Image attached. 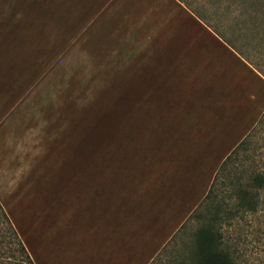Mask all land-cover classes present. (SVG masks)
Masks as SVG:
<instances>
[{"label":"rangeland","instance_id":"rangeland-1","mask_svg":"<svg viewBox=\"0 0 264 264\" xmlns=\"http://www.w3.org/2000/svg\"><path fill=\"white\" fill-rule=\"evenodd\" d=\"M183 1L0 0V201L35 264H195L212 199L264 264V192L237 210L264 175V0Z\"/></svg>","mask_w":264,"mask_h":264},{"label":"trees","instance_id":"trees-1","mask_svg":"<svg viewBox=\"0 0 264 264\" xmlns=\"http://www.w3.org/2000/svg\"><path fill=\"white\" fill-rule=\"evenodd\" d=\"M184 4V1H180ZM189 9V8H188ZM190 10V9H189ZM192 13V11L190 10ZM198 23H201V17L196 13H192ZM218 35V34H217ZM222 37L221 35H218ZM223 39V38H222ZM227 43H229L227 41ZM230 44V43H229ZM231 45V44H230ZM243 143H241L242 145ZM240 144L226 157L219 168V172L215 176L211 189L205 200L210 199L214 182L220 178L228 179L226 168L228 162L231 161L233 154ZM223 176V177H222ZM264 192V175H256L252 177L246 184L238 189L237 192V210L238 212L256 213L259 211L261 203V193ZM216 199V197H215ZM208 211L217 210L204 226H202L195 235V264H238L235 250L228 242V239L216 228V216L222 210V204L216 205V200H211L208 204ZM229 219L235 216L234 213H228ZM0 264H35V261L24 241L18 232L9 214L0 201Z\"/></svg>","mask_w":264,"mask_h":264},{"label":"crops","instance_id":"crops-1","mask_svg":"<svg viewBox=\"0 0 264 264\" xmlns=\"http://www.w3.org/2000/svg\"><path fill=\"white\" fill-rule=\"evenodd\" d=\"M170 1L174 2L175 4H177V6H182V4L180 3L181 0H170ZM191 16H194V15L191 13Z\"/></svg>","mask_w":264,"mask_h":264}]
</instances>
